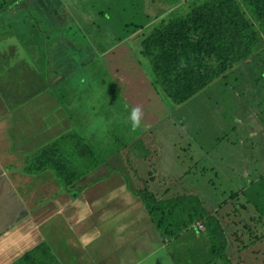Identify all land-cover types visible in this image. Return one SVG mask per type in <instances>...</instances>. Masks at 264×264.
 Returning <instances> with one entry per match:
<instances>
[{
  "label": "rangeland",
  "instance_id": "rangeland-1",
  "mask_svg": "<svg viewBox=\"0 0 264 264\" xmlns=\"http://www.w3.org/2000/svg\"><path fill=\"white\" fill-rule=\"evenodd\" d=\"M187 1L0 0L1 91L54 98L56 120L71 104L87 122L80 128L93 151L110 154L113 144L129 158L140 200L143 192L157 200L198 197L220 222L231 263L264 264V31L252 56L188 101L175 105L160 95L161 114L139 101L147 90L140 74L152 81L142 41L163 20L186 13ZM128 105L144 113L135 131ZM42 109L44 130L46 120L57 121ZM179 206L168 218L177 227L163 236L169 258L149 262L222 264L204 217L191 223L184 210L192 204Z\"/></svg>",
  "mask_w": 264,
  "mask_h": 264
},
{
  "label": "crops",
  "instance_id": "crops-1",
  "mask_svg": "<svg viewBox=\"0 0 264 264\" xmlns=\"http://www.w3.org/2000/svg\"><path fill=\"white\" fill-rule=\"evenodd\" d=\"M119 48L113 49L117 52ZM4 72L1 68L0 77ZM145 77L140 74L147 90L139 101L149 109L156 105L161 114V96ZM24 96L20 92L8 98L0 85V264H43L41 260L47 264H53L50 260L57 264H153L149 261L158 254L169 258V252L161 251L170 243L157 231L136 195L129 158L117 145L112 144L110 154L101 150L104 162L68 190L49 170L36 175L24 172L30 156L69 130L77 131L94 150L80 128L83 124L87 128V122L71 104L63 127L64 118H55L54 98L49 101L40 92L27 99ZM28 99L37 104L31 106ZM124 100L130 104L129 99ZM41 109L57 121L46 120L44 130L39 126L45 118ZM56 131L60 135L48 141ZM40 140L44 145L37 143L34 148L33 143Z\"/></svg>",
  "mask_w": 264,
  "mask_h": 264
},
{
  "label": "trees",
  "instance_id": "trees-1",
  "mask_svg": "<svg viewBox=\"0 0 264 264\" xmlns=\"http://www.w3.org/2000/svg\"><path fill=\"white\" fill-rule=\"evenodd\" d=\"M186 4V13L173 14L150 31L140 51L158 93L175 105L193 98L252 56L259 33L264 31V0H188ZM103 162V156L77 131L69 130L30 156L24 172L36 175L49 170L68 190ZM140 196L162 236L172 234L177 227L178 220L168 219L175 214L174 209L192 204L184 210L188 220L195 223L204 217L217 258L222 264H233L226 254L228 243L220 222L206 213L198 197L157 200L145 192Z\"/></svg>",
  "mask_w": 264,
  "mask_h": 264
},
{
  "label": "clouds",
  "instance_id": "clouds-1",
  "mask_svg": "<svg viewBox=\"0 0 264 264\" xmlns=\"http://www.w3.org/2000/svg\"><path fill=\"white\" fill-rule=\"evenodd\" d=\"M143 116H144V113L140 106H135V107L130 108L128 115H127V122L129 123L133 131L141 127Z\"/></svg>",
  "mask_w": 264,
  "mask_h": 264
}]
</instances>
